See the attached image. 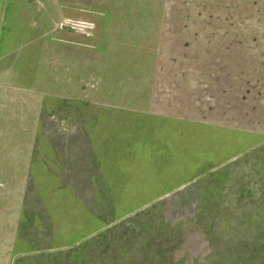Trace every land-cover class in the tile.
Masks as SVG:
<instances>
[{
  "label": "crops",
  "instance_id": "crops-1",
  "mask_svg": "<svg viewBox=\"0 0 264 264\" xmlns=\"http://www.w3.org/2000/svg\"><path fill=\"white\" fill-rule=\"evenodd\" d=\"M113 14L103 32L96 3L0 0V264H88V242L125 221L119 208L171 206L200 191L206 169L264 144L259 75L248 85L256 96L229 84L221 118L154 113L129 67L112 72ZM256 43L239 46L240 64L264 54Z\"/></svg>",
  "mask_w": 264,
  "mask_h": 264
},
{
  "label": "rangeland",
  "instance_id": "rangeland-1",
  "mask_svg": "<svg viewBox=\"0 0 264 264\" xmlns=\"http://www.w3.org/2000/svg\"><path fill=\"white\" fill-rule=\"evenodd\" d=\"M86 3L102 8L101 31H106L111 11L120 20L115 30L118 52H112L118 64L111 65L112 72L124 77L129 67V77L149 87L154 113L221 118L224 90H231L229 84L237 94L240 85V93L250 97L252 87L248 85L264 81L262 48L250 59L243 54L242 64L238 56L239 46H256L260 44L256 41L264 40V0ZM243 35L247 40L240 43ZM239 71L244 75L237 79ZM253 75H259V80ZM252 89L255 93L261 88ZM134 102L139 109L148 103L143 99ZM248 149L242 159L206 169L207 175L197 177L200 191L193 195L201 193L202 198L197 199L194 219L183 218L192 208L191 194L177 199L176 209L161 201L150 207L119 208V218L128 212L125 221L88 242V264H211L210 256L192 259L185 250L183 235L197 228L211 254L224 252L226 245L244 236L251 242H264V144Z\"/></svg>",
  "mask_w": 264,
  "mask_h": 264
},
{
  "label": "trees",
  "instance_id": "trees-1",
  "mask_svg": "<svg viewBox=\"0 0 264 264\" xmlns=\"http://www.w3.org/2000/svg\"><path fill=\"white\" fill-rule=\"evenodd\" d=\"M193 193L194 192H185V195L182 193H177L178 196L173 195L168 197L170 199L171 207H174L176 209L177 199H181L182 197L184 198V196H188L190 194L194 196V198L192 197L194 200L192 198L190 199L193 200V205H190L192 208L189 209V212L187 211L188 213L183 212L185 215L183 218L188 217L190 219H194L197 216L196 202L198 201L197 199L200 200L202 198V195L201 193H195V195H193ZM164 194L170 193H152V199ZM182 216L183 214L177 217L182 218ZM239 227H242V223L239 224ZM198 230L199 228L189 231L187 230L183 235L185 250L187 253H189L190 256L193 257L192 259L210 256L211 264H264V242H251L246 240V236H244V238H238V241H232L230 245H226V250L224 252H214L211 254L212 250L210 249L209 244L204 242V238L202 237V235H200V232ZM128 255L131 256L130 252L128 253Z\"/></svg>",
  "mask_w": 264,
  "mask_h": 264
}]
</instances>
